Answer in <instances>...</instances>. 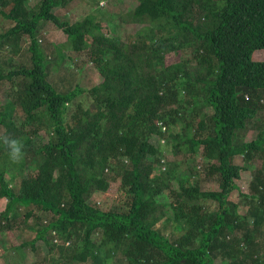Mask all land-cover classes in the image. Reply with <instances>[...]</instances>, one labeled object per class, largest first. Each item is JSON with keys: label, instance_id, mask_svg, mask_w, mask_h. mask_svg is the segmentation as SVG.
I'll return each mask as SVG.
<instances>
[{"label": "trees", "instance_id": "trees-1", "mask_svg": "<svg viewBox=\"0 0 264 264\" xmlns=\"http://www.w3.org/2000/svg\"><path fill=\"white\" fill-rule=\"evenodd\" d=\"M28 1L0 0V258L42 243L54 264H264V0H135L115 17L140 25L125 39L93 7L56 14L76 0ZM47 22L93 85L49 79L65 55L39 39ZM164 142L175 168H162ZM112 183L104 207L94 197Z\"/></svg>", "mask_w": 264, "mask_h": 264}, {"label": "rangeland", "instance_id": "rangeland-1", "mask_svg": "<svg viewBox=\"0 0 264 264\" xmlns=\"http://www.w3.org/2000/svg\"><path fill=\"white\" fill-rule=\"evenodd\" d=\"M38 0H29L27 3V6L30 8H35L37 5ZM97 3V5H96ZM93 5H87L84 3V1L81 2V0H76L72 8L67 9H60L59 11H56V14L60 16L63 20H68L70 22L75 21L76 19L86 15L87 13L93 10H98L101 14V19H103L105 22H107V29L106 32L112 33H118L122 39H125L127 34L133 33L140 25L138 24H121L119 23L115 17L117 13L120 12H126L129 8H132V6L135 3V0H97V2ZM96 5V6H95ZM114 20V22H113ZM119 24L116 29L113 28L114 24ZM112 25V27L110 25ZM113 29V30H111ZM117 30V31H116ZM39 39H42L41 42L46 44V49L49 51L48 46L50 45L53 50H55L56 47L61 48V50L64 52L65 57L62 58V62L58 68V71L51 70V75L49 77L50 80H52L59 89L65 90L66 88L75 85L78 83L83 88H88L91 85H93L94 81L88 74V71L86 68L80 69L81 65H83V61L85 60V56L82 54L75 53L71 47L70 43L67 40L66 35L59 30L54 24L47 22L44 23V25L41 28V34L39 36ZM27 52H23L22 55H20L17 59H20V61H26ZM52 56V54L48 55ZM253 58L255 60L264 61V49L257 50ZM181 59L178 54H169L166 58V61L168 63L175 62L177 60ZM76 63V64H75ZM74 66V68H73ZM88 68L90 65H87ZM86 66V67H87ZM76 67H78V71H76ZM84 105L86 106V102H84ZM256 136V130L252 126L248 129L246 132L244 139L245 140H251ZM170 146H166V143L161 146V155H162V168L163 170L165 168H169L173 166L174 161L171 159L170 161H167V158L170 156L169 152ZM166 158V159H165ZM172 158V156H171ZM202 162V161H201ZM201 162H198L199 165ZM236 162L239 164H243V160L241 156H238L236 158ZM257 163V161H256ZM176 165L179 166V171H185V163L180 158H177ZM174 167V166H173ZM201 167V166H200ZM199 167V168H200ZM175 168V167H174ZM198 168V169H199ZM252 179V175L250 171H242L241 177L237 180H235L236 184L238 185L239 189L243 192H248L249 190V183ZM118 184L112 183L111 187L108 190L107 195H95L94 199L98 200V202L103 205L104 207H109L111 203L118 202L115 199L118 197L119 193H116L118 191L117 189ZM201 188L204 190L209 189H217L218 184L215 180V177H207L204 180L201 181ZM234 196L236 198L237 192H234ZM113 201V202H112ZM97 202V203H98ZM211 202V201H210ZM209 203V202H208ZM211 204V203H209ZM5 206V199L0 201V211L4 209ZM243 209V208H242ZM18 221L21 219L20 217L17 218ZM251 222V221H250ZM16 238L18 241L25 240L26 235L25 234H18V232H15ZM264 234V233H263ZM260 235L258 237L259 242V249H260V255L264 257V235ZM7 235V234H6ZM5 234L2 237H0V246H4L6 244ZM5 240V242H4ZM39 250L34 253L30 249H26L25 254H21L18 250H8V252L5 253V257L0 258V264H54L53 261L50 258L51 253L48 251V248L44 246L42 243H39ZM115 264H125L123 261V258L120 255H117L115 257ZM69 264H75V263H69ZM214 264H222L219 258H217L214 261Z\"/></svg>", "mask_w": 264, "mask_h": 264}, {"label": "clouds", "instance_id": "clouds-1", "mask_svg": "<svg viewBox=\"0 0 264 264\" xmlns=\"http://www.w3.org/2000/svg\"><path fill=\"white\" fill-rule=\"evenodd\" d=\"M13 147H12V151H13V153L15 154V153H18L19 152V146L16 144V142L15 141H10L9 142Z\"/></svg>", "mask_w": 264, "mask_h": 264}]
</instances>
